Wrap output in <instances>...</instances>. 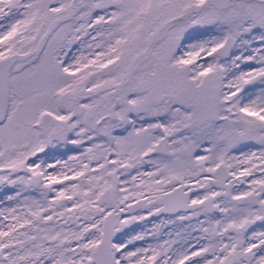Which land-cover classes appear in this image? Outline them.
I'll use <instances>...</instances> for the list:
<instances>
[{
  "label": "snow or ice",
  "instance_id": "snow-or-ice-1",
  "mask_svg": "<svg viewBox=\"0 0 264 264\" xmlns=\"http://www.w3.org/2000/svg\"><path fill=\"white\" fill-rule=\"evenodd\" d=\"M0 264H264V0H0Z\"/></svg>",
  "mask_w": 264,
  "mask_h": 264
},
{
  "label": "flooded vegetation",
  "instance_id": "flooded-vegetation-1",
  "mask_svg": "<svg viewBox=\"0 0 264 264\" xmlns=\"http://www.w3.org/2000/svg\"><path fill=\"white\" fill-rule=\"evenodd\" d=\"M3 195V192L2 191H0V196H2Z\"/></svg>",
  "mask_w": 264,
  "mask_h": 264
}]
</instances>
